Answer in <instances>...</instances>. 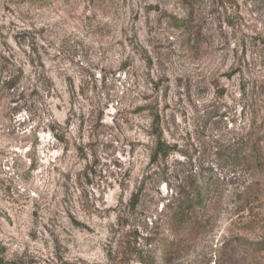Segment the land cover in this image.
Returning a JSON list of instances; mask_svg holds the SVG:
<instances>
[{"label":"rangeland","instance_id":"rangeland-1","mask_svg":"<svg viewBox=\"0 0 264 264\" xmlns=\"http://www.w3.org/2000/svg\"><path fill=\"white\" fill-rule=\"evenodd\" d=\"M259 39L264 0H0V264L161 258L162 207L264 105ZM225 210L173 264H236Z\"/></svg>","mask_w":264,"mask_h":264},{"label":"trees","instance_id":"trees-1","mask_svg":"<svg viewBox=\"0 0 264 264\" xmlns=\"http://www.w3.org/2000/svg\"><path fill=\"white\" fill-rule=\"evenodd\" d=\"M259 41L264 47V39ZM18 79L9 76L3 86L7 91L18 92ZM43 79L49 82L45 76ZM37 80L39 82V78ZM249 115V130L245 132V128L241 127L232 145L218 148L213 153L218 160V167H210L203 180L190 179L192 181L188 190L175 193L162 207L165 229L170 232L171 239L162 242L166 249L160 251L161 258L146 257L142 256V252H137L136 263L177 262L182 257L178 247L183 242L177 244L176 240L182 234L191 236L202 233V225L215 224L211 214L224 206L226 210L223 215L229 221L234 237L230 247H223L222 251L234 250L236 264L245 263L244 256L254 257L255 254L260 256L264 253V236L254 239V225H264V105L254 101ZM170 150L169 146L158 140L152 153V162L164 160ZM220 166L228 169L230 177L228 173L219 177ZM227 263L229 261L224 262Z\"/></svg>","mask_w":264,"mask_h":264}]
</instances>
